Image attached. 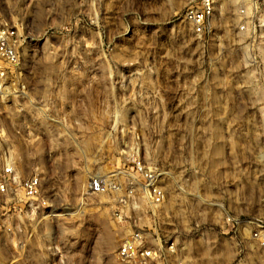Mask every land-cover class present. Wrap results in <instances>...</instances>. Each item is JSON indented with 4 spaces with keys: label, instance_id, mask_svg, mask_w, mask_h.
<instances>
[{
    "label": "rangeland",
    "instance_id": "374dc122",
    "mask_svg": "<svg viewBox=\"0 0 264 264\" xmlns=\"http://www.w3.org/2000/svg\"><path fill=\"white\" fill-rule=\"evenodd\" d=\"M184 5L0 0L24 39L6 141L22 175L43 169L55 213L14 215L25 230L0 233V264H135L118 252L137 226L177 247L152 264H264V24L241 30L239 0H219L199 36ZM137 156L166 200L120 220L89 182L123 168L130 184Z\"/></svg>",
    "mask_w": 264,
    "mask_h": 264
},
{
    "label": "built area",
    "instance_id": "2783aa9c",
    "mask_svg": "<svg viewBox=\"0 0 264 264\" xmlns=\"http://www.w3.org/2000/svg\"><path fill=\"white\" fill-rule=\"evenodd\" d=\"M218 7L219 0H185L183 18L196 35L204 36L212 31L213 18ZM238 14L241 30L247 26H262L264 0H239ZM23 41L17 28L0 21V233L24 231L23 218L19 222L11 221L14 215L21 217L22 212L32 215L35 219L39 215L55 217L46 191L43 169L37 167L30 175H22L11 157V150L6 141V102L13 91L24 87ZM131 162L137 177L132 176L131 183L126 186L120 179L121 172H126L123 168H117L118 172L113 178L97 175L89 182L92 193L116 197L117 205L113 207V215L120 220L123 219V209L128 211L134 207L138 208L140 200H145L152 206L162 205L166 200V192L159 182L158 172L139 156L133 157ZM260 222L254 237L264 248V220ZM153 242L155 245L151 242V235L143 227L137 226L121 244L118 256L131 259L135 264H152L158 259L161 260L164 254H177L174 242H164L162 239L158 242L154 239Z\"/></svg>",
    "mask_w": 264,
    "mask_h": 264
}]
</instances>
